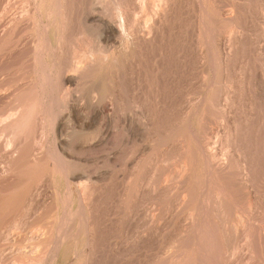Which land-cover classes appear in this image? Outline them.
Segmentation results:
<instances>
[{"label":"bare ground","instance_id":"6f19581e","mask_svg":"<svg viewBox=\"0 0 264 264\" xmlns=\"http://www.w3.org/2000/svg\"><path fill=\"white\" fill-rule=\"evenodd\" d=\"M185 1L186 0H17V2L21 5V7L18 6L19 10L20 8L22 9L20 10V12L22 11L25 13V8L28 7V14H32V17L34 15L33 18L35 19L34 26L36 29H34L36 30V41L34 39L35 44L32 51L34 67L33 69L31 67L35 75V82L33 81L35 87L32 89V92H30L29 98H25V100H16L17 102L14 108L8 109L4 112L1 111L0 138H3L4 140L3 151L5 152V154L0 155L5 160V166L3 165V168H7L6 173L18 176L19 180L16 178L18 180V183L19 181H21V178H24L22 186H24V189L26 187V192L22 191V193H26V195L31 199V202H34L33 199L37 198L35 199V204L32 202V207L36 206V203L39 200L38 197H40H34L36 192L40 190L38 189V187L41 188L42 186L39 185L44 184L42 188L44 189V180H48L53 187L52 189L54 194H51L57 198L56 202L58 206H52L53 210L54 207H56L57 210L61 209L62 216H60L58 212V215L47 217V220L53 219L55 217L53 224L51 223L52 225L48 224L47 221L46 224L34 225L33 223V225L30 227L31 229L29 231L28 237L25 238L23 242L21 241L19 245L11 247H2L0 245V256L8 254L20 255L24 257L30 256L36 258L44 256V259H42L43 261L49 259L50 257V260L52 258L53 263L58 257H60L61 255H65L72 259L71 264H100L102 259H110L111 261H113L109 264H119L128 262L130 259L132 261V258L134 257H139L144 259V261H142L144 262L143 264H165L167 256L169 255V253H171V251H178L180 249H183L182 242H186V244L188 242L189 245V242L194 239L196 244L194 246L198 248V246L201 244L200 239L203 236V232L205 231H203L202 226L203 220L202 222L199 221L200 223L198 224L197 217L201 207L204 208V205L207 201L205 199H207V195L209 194L205 193L206 195H202V193L206 192L207 190H205L204 192H198L196 190L197 184L195 185L193 181L194 179H192L194 176L193 173L195 161L191 157V151H189V148H185L186 150H182V153L185 154H183L184 157H186L183 159L181 158V163L179 164L180 166H178L179 168L181 167L180 169L181 171H183L179 172V178H177V176L175 177L179 179L177 180L178 182L176 181L177 184H179V182L181 184L182 194L180 193V196L177 195L176 192H174L176 196H173V188H175L176 186L171 187L169 185H166L167 182L164 183L163 178L165 174L162 171L163 169H165L164 164H166L167 162L166 156L168 155V153V160L170 158V148L167 146L169 141L173 140V133L175 132L174 131L170 134V132L167 131L170 129L172 130V127L169 128V125L173 120H167L168 122L166 123L165 119H169L170 117L168 118V116H171V113H176L177 116H179L174 123H179V128L181 127V129L183 128L185 129V131H187V127H191L190 125L192 124V120L194 118V116L192 117V115L196 114L197 117L198 108L199 111H201V105L206 104L208 106V109H206V111L208 112V114L213 115V117L211 116L213 120L212 122L210 121L206 131H203V138L198 139L200 140L198 143L196 142L198 144L196 147L201 151L202 154H204L205 159L209 162L208 165L210 164L211 166H209V168L212 172H214V168V170H216L217 168V170H219V168H222L224 166L223 162L220 163L222 158L221 156H223L222 160H226L227 162L228 160L229 162L231 161V164H229L228 162V164L230 165V170L228 171L231 172L232 177L235 179L236 183H238L237 186H239V189L241 191V197L238 201L229 199L230 202L232 201V204L235 205H233L234 210H232L233 214L235 215L233 221L228 215L229 211L227 212V206L230 204L227 200L228 197H226V194L228 193L223 190L224 188H220L221 191L216 190L215 187L217 186L214 185L215 187L212 190L216 191V193H214V191L212 190L210 191V193L213 192V197L209 195L212 198L209 201L208 197L209 204L208 206L206 204L207 209L204 208L206 210H209V212L207 211V214L211 216L212 223L210 224V226H208L210 231L207 230V232H210L209 235L212 238L213 244L212 242L210 243V239L208 240L209 242H203L208 244L210 243L211 246L214 245V248L216 250V253L215 251L214 253H219L223 258L222 260H224L225 264H235V259L233 256H235V254L239 255L241 252L244 253L246 251H249L250 259L253 258L262 264V260L264 259V238L262 236V238H258L255 235L256 232L250 228L252 224L248 226L250 222L247 220L248 213L249 217L252 215H250L251 210H254L256 208V211L259 209V207H262L263 204L261 202L264 200V193H260V191L258 190L259 188H257V192H255L256 194H254L255 199L252 198L250 194L251 188L249 189V178L251 177H249V172H251V170L249 171L250 162L248 161V155H245L246 150L242 152L239 149L236 151L239 154L236 157L234 155L235 151H232L233 145H231L234 140L230 143V140L232 138L235 137V139H237L236 137H238V135L242 132L241 130L243 127L242 122L238 120V118H236L239 122L237 123L235 116H232L230 113L232 111L228 110L230 108H234V95L236 94V89H234V86L237 87V85L233 84L235 81H228V83L226 84H221V82H218V76L222 71H224V66L227 61L223 62L224 58L222 59V56H220L221 58H219L218 46H214L216 51L212 54L210 53V48H212L213 46H210L209 50L208 48H206V44H208L209 46L210 42L208 41L210 39L212 40H210L212 42L210 43V45L217 44L216 29L219 27L220 31V26L221 28H223L222 32L230 37L232 36L234 31L238 32V35L242 32L241 29H243L245 25L240 28L241 25L238 24L240 25L238 26L236 24L238 22V6L234 2L230 1L231 4H224L225 6L220 2L222 5L220 6L218 4L219 0H194L196 2L195 5H197L195 9L198 8L197 11H199L200 16L196 23L197 27L195 26L197 33L194 35H196V39L194 38V43H191V45H189L191 47L186 49H191L190 51H192L191 53L192 55H194V59L191 58L192 55L190 58L193 59L192 77L193 81H195L196 83V86L194 88H189L183 94H180V99H178V102L174 105L172 104L168 106L166 99H161L162 95L160 97V94L162 93H160L161 90L159 84L165 82L164 79L166 78V73L168 72L166 70L167 72L165 73V61L163 62L164 58L167 56L166 53L168 52V50L166 49L167 52L165 53V46L161 44L165 43V37L169 34V31H167L168 28L166 29V27H168V23L172 20V14L177 9V6H180ZM14 2L15 0H8V6H11L12 8L14 6ZM25 4H27L28 6H25ZM261 4L263 5V10L261 9V17H258L259 19H257L259 20V24L263 29L264 0H262ZM188 20L189 18L186 22H189ZM218 24L221 25L217 26ZM222 32L220 31V33H218L223 35ZM233 37H231V43L232 41H234V44L237 45V43H239L240 41L237 42L239 40L237 39L238 37L232 40ZM248 44L249 43H247V45ZM179 45L180 47L176 50L175 55L177 56V58L183 59V65H186L185 61L189 57L186 56L187 51L185 50V45L183 42ZM157 50L159 51L157 52ZM150 52L153 54H151ZM149 53L150 55H148ZM155 54L156 56H154ZM151 55V58H154V61H150L152 59L148 60V56ZM224 55H226V58L228 57L227 54ZM159 59L160 62L158 61ZM227 60L229 62V57ZM228 62L227 65H229ZM167 65L169 66L168 63ZM174 67L175 66H173V68ZM189 74L191 75V73ZM252 77L253 76H251V79ZM159 78L161 82L158 84L159 81L157 80ZM176 78L177 77H175V79ZM193 81L192 83H194ZM241 82L242 81H240V84ZM238 83L239 82L237 81V84ZM178 84H175V86ZM243 86L244 85H242V87ZM163 87H161V89ZM232 93L235 94L231 95ZM203 94H205L204 100L202 99ZM243 96L241 95V97ZM246 101L248 102L249 100ZM203 108L205 107L203 106ZM203 111H205V109ZM201 112L199 113L201 114ZM238 112H240V110ZM155 114H157V116L159 114L158 119L161 115L160 118L162 120L159 119V121L157 120L158 122L162 121L161 123H163V121H165L166 124H162L163 126H161V123L160 125L157 122L155 124ZM247 117L245 118L246 122L247 119H249ZM240 119L242 120V118ZM137 120L140 121L141 125L143 126L141 127V130L143 132L142 134L139 131L140 129L137 127ZM232 126H234L235 128V130L233 128V133L231 129ZM163 128L168 129H165L163 131ZM221 129H223L222 134L220 132ZM236 141L237 140H235L234 142L236 143ZM243 141L246 142V140L244 139L241 142ZM249 146L251 145L249 144ZM219 147L221 148L220 154L217 150ZM24 149H27V151H25V154H23L22 152ZM38 149L42 153L41 161L44 162L46 167V170H43L42 172L40 171L43 168H41L40 171H38L40 167L37 169V167L39 166L37 160L38 157L31 160L32 155H34L35 152L37 153L36 150ZM232 152L234 154H232ZM96 153H100V157H93ZM138 153L141 154L140 158L139 156H137ZM197 154L201 156L200 153ZM97 155L98 154H96L95 156ZM120 161L121 163H123V165L121 164V168L118 166V169L117 164ZM100 162L102 165H100ZM142 162H144L143 165H141ZM2 164L3 163H1V165ZM228 164L227 167L225 166V168L227 169ZM179 168H177L178 171L180 170ZM168 169L170 173L171 168L168 167ZM119 170L122 172L125 170L129 171V178L126 179L124 183L125 185H122L123 182L119 183L124 187L122 188V190L119 189V193L117 192V203H112L110 205H108L107 203L106 209L103 210L101 205L103 200H99L98 197L101 198V194L104 195L103 192H105L106 189L108 190L107 187L112 184V179L115 175L117 176V172ZM4 171H1L3 172V175ZM175 171L173 172V174L175 173ZM156 172H159L161 174L158 175ZM169 173L167 171L166 174ZM155 174L157 175V178ZM215 177L217 178L216 175ZM117 178L118 176L116 177V179ZM58 182L63 184L64 190L62 191V193L57 189ZM7 187H9V185H7ZM46 187L49 188L48 186ZM176 188H180V186H177ZM254 188L255 186L252 189ZM261 190L263 191V189ZM0 191L1 193L4 192L1 189ZM45 191L47 192V190ZM16 193L18 194V192ZM44 194L46 195V193ZM75 196L78 198L77 205L74 201ZM203 196H205V199ZM105 197L109 198V196L107 195ZM171 197H173L172 199H176L175 201H177V199L179 201H177V204H179L178 207L175 206L177 211L173 210L171 208V204L168 203L171 200ZM2 198L3 197H1L0 200ZM45 198L44 200H46ZM117 198L115 197V199ZM229 198L231 197L229 196ZM25 200L28 199L26 198ZM53 200L54 197L51 201ZM99 201L101 202V204ZM10 202V198L6 196L3 198L0 206L8 207ZM108 202L110 203V201ZM25 203L26 202H24V204ZM42 203L40 202V204ZM174 205L172 207H174ZM19 207H21L22 210L23 206ZM46 208L47 207L41 210L43 212L47 211ZM262 209H264V207ZM26 210L30 212V210L33 209ZM41 210H39V213L36 209L35 213H38V215L42 217L46 214V212L42 214ZM171 210H173V214L175 211L176 215H178L177 218L174 219L175 222L173 220V224H177V221L181 219V221L178 222H180L182 225H180V223L177 224L181 226H179V231L177 230L178 234L175 231L176 237L174 236V240L172 239L170 242H168L166 234L169 231V227L171 228L169 224L172 222V218L170 219V216L172 217V215L170 214ZM49 211H52V208ZM201 211L204 210L202 209ZM8 212H6V214ZM252 212L253 214L255 213L254 211ZM51 213H47L45 216ZM202 214L201 217L203 219V216L205 217V215L202 216ZM233 214L232 216H234ZM12 216L10 218V221L13 218ZM15 216L16 217L13 219V221L10 222L8 220V222L10 223L5 226L7 228L2 233L3 241L9 240V243H11L10 239L13 237V234L15 236V233L20 234L21 232H24L23 228L27 223L25 222L27 216H23L24 221H22L23 217H21V214L19 212L17 213V215L15 213ZM258 216L260 217V215ZM259 222L263 224V222L258 221V223ZM262 224L261 226H263ZM23 238L24 236L21 239ZM205 238L206 237L204 236V239ZM165 239H167L166 242ZM154 240H157V242L160 240V243H158L159 246L157 247L156 245V249L151 248V242H154ZM229 241L230 244L227 245ZM3 244L8 243L4 242ZM191 244L193 243H190V245ZM255 245H258L256 246L257 248L259 247L258 250L256 249V247H254ZM209 246L207 247V249H209ZM188 248H190V246H188ZM211 251L208 254L212 253ZM183 252L184 250H182V253ZM205 252L207 253V251ZM189 254L192 255L193 253ZM173 255L174 254L172 253V257ZM182 255H184V253ZM203 255L205 256V253ZM185 256H187L186 253ZM193 257L194 259H196L195 256ZM210 258L211 257H209V259ZM209 259L207 262H210ZM219 259V262L217 261L216 264L220 263ZM243 259L241 257V260ZM25 260L27 261V258ZM185 260L181 264H185ZM173 261H175L174 258L172 262ZM45 262L46 264L48 263L47 260ZM129 262L127 264H129ZM33 263H35V261ZM38 264H41V262H38Z\"/></svg>","mask_w":264,"mask_h":264},{"label":"rangeland","instance_id":"374dc122","mask_svg":"<svg viewBox=\"0 0 264 264\" xmlns=\"http://www.w3.org/2000/svg\"><path fill=\"white\" fill-rule=\"evenodd\" d=\"M190 1H191V3H190ZM230 1H232V2H234L237 6H238V11H237V14H238V19H237V25L238 24H240L241 25V27L240 28H242L244 25V27H243V29H241L242 30V32L241 33H239V35H238V32H236V31H234V33H235V35H234V33L232 34V36L231 37H233L232 38V40H234L235 38H237V39H239L237 42H239V43H237V45L236 44H234V41H232V43H231V37L230 36H227L226 34H224V32H222L223 31V28H221V24H218L217 26H220V31L223 33V35L222 34H219L220 33V31H219V27L217 28V26H216V38H217V40H216V42H217V44L215 45V44H213V45H210V43H212L210 40L208 41V42H210L209 43V46H208V44H206L207 46H206V48H208V50H209V48H210V46L212 47V48H210V53L212 54V53H214L216 50H215V47L216 46H218V48H219V50H218V48H217V50H218V52H219V58H221L220 56H222V59L224 60L223 62H228V57H229V62H228V64L229 65H227V62L225 63V66H224V71H222L220 74H219V76H218V82H221V84H226V83H228V81H235L233 84L234 85H237V87L236 86H234V89H236L235 91V93H232L231 95H234L233 97H234V101L236 102H234V108L233 109H228V110H230V111H232V112H230L231 113V115L232 116H235V119L236 118H238V120H240L241 122H242V132L238 135V137H236L237 139H235V137L234 138H232L231 140H230V143L234 140H237L236 141V143L234 144L233 142L231 143V145H233V147H232V151L234 152L235 151V154L232 152V154H234L236 157L239 155L238 154V152H236L237 150H239L240 149V151H245V155L248 157V161L250 162L249 163V171L251 170V172H249L250 174H249V180H250V187H249V189L251 188V190H250V194H251V196H252V198L253 199H255L254 197H255V195L254 194H256L255 192H257V188H259L258 190L260 191V193H264V28L262 29V27L260 26V24H259V18L261 17V13L260 12H262L261 11V9L263 10V5L261 4V2H262V0H236V1H234V0H226V1H221V0H219V5L220 6H222V5H224V4H231V2ZM238 1V2H237ZM7 2V3H6ZM15 2H17V0H15ZM13 3V7L11 8V6H8V0L6 1V0H0V113H1V111L2 112H4V111H7L8 109H12V108H14V106H15V104H16V100H25V98H29V94H30V92H32V89L35 87L34 86V82H35V75H34V71H32V69H33V65H34V61H33V56H32V51H33V47H34V44H35V42H34V39H35V41H36V38H35V35H36V28H35V26H34V15H33V17H32V14H28V10L27 9H29L28 7L27 8H25V10L27 11V13H26V11H25V13L24 12H20V10H22L21 8H20V10H19V7H21V5L17 2V3ZM188 2V3H187ZM193 2V3H192ZM223 3L222 5H221V3ZM229 2V3H228ZM186 3V4H185ZM189 3H190V5H189ZM195 1L193 0H186L183 4H181L180 6H177V9L175 10V14L173 13L172 14V20L168 23V27H166V29H167V31H169V34H171V35H169L168 34V32H167V34H168V36L166 35V37H165V43H163V44H161V45H164L165 47V50L167 49L168 50V52H167V50L165 51V53L167 54V56L164 58V60H163V62L165 63V66L166 67H164V69H165V73H166V78L164 79V81L165 82H162V83H160L161 81H160V78L157 80V81H159L158 82V84L160 85V93H162V94H160V97H161V95H162V97H161V99L162 98H164V99H166V101H167V104H168V106L169 105H174L175 103H177L178 102V99H180V94H183L185 91H187L189 88H194L195 86H196V83H195V81H193V77H192V60L194 59V55H192V51H190L191 49H186V48H190L191 46H189V45H191V43L193 44L194 42V40L196 39V35H194V34H196L197 33V31H196V23H197V20H198V18H199V16H200V13H199V11H197L198 10V8L197 9H195V7H197V5H195ZM254 3V4H253ZM16 4V5H15ZM18 4V5H17ZM240 4V5H239ZM255 4H257V5H255ZM188 5V6H187ZM9 7V9H8V7ZM19 6V7H18ZM25 6H28L27 4H25ZM183 6V7H182ZM191 6V7H190ZM225 6V5H224ZM248 6V7H247ZM254 6V7H253ZM182 7V8H181ZM188 7V8H187ZM258 7H259V9H258ZM184 8H186V9H184ZM245 8V9H244ZM255 8H256V11H255ZM188 9H190V10H188ZM249 9V10H248ZM6 10V11H5ZM16 10V11H15ZM182 10V11H181ZM254 10V11H253ZM259 10V11H258ZM5 11V12H4ZM177 11V12H176ZM188 11V12H187ZM246 11H247V13H246ZM183 12V13H182ZM185 12V13H184ZM197 12V13H196ZM257 12V13H256ZM259 12V13H258ZM179 13V14H178ZM193 15H192V14ZM26 14H28V15H26ZM183 14V15H182ZM243 14V15H242ZM173 15H176V16H173ZM181 15V16H180ZM185 15V16H184ZM194 15H195V17H196V19H195V17H194ZM257 15V16H256ZM39 17V16H38ZM179 17V18H178ZM259 17V18H258ZM185 18V19H184ZM189 18V22H186L187 21V19ZM193 18V19H192ZM246 18V19H245ZM252 19V21H251V19ZM258 18V19H257ZM16 19V20H15ZM33 19V20H32ZM174 19H176V20H174ZM6 20V21H5ZM174 20V21H173ZM241 20V21H240ZM256 20H258V21H256ZM185 21V22H184ZM245 21V22H244ZM175 22V23H174ZM252 22V23H251ZM254 22V23H253ZM251 23V24H250ZM258 23V24H257ZM193 24V25H192ZM253 24V25H252ZM171 25V26H170ZM174 25V26H173ZM185 25V26H184ZM240 25H238V26H240ZM255 25V26H254ZM196 26V27H195ZM177 27H179V28H177ZM246 27H247V29H246ZM35 28V29H34ZM170 28V29H169ZM183 28V29H182ZM13 29H15V30H13ZM26 29V30H25ZM30 29V30H29ZM253 29V30H252ZM255 29H257V30H255ZM262 29V30H261ZM180 30V31H179ZM183 30H184V32H183ZM185 30H186V33H185ZM194 30V31H193ZM261 30V31H260ZM32 31V32H31ZM182 31V32H181ZM260 31V32H259ZM171 32V33H170ZM173 32V33H172ZM192 32V33H191ZM194 32V33H193ZM219 32V33H218ZM259 32V33H258ZM18 33V34H17ZM237 33V34H236ZM217 34H218V37H217ZM243 36H241V35ZM29 35V36H28ZM226 35V36H225ZM187 38H186V37ZM220 36V37H219ZM223 37V39H222V37ZM18 37V38H17ZM190 37V38H189ZM226 37H229V38H226ZM240 37V38H239ZM242 37V38H241ZM192 38V39H191ZM195 38V39H194ZM221 38V39H220ZM244 38V39H243ZM185 39V40H184ZM219 39V40H218ZM230 39V40H229ZM255 39H257V40H255ZM167 40V41H166ZM178 40V41H177ZM226 40H227V42H226ZM228 40H229V42H228ZM225 41V42H224ZM184 43V47H185V50L187 51L186 52V56H188L189 58L186 60V58H185V62H186V65H183L184 63L182 62L183 61V59H181V58H177V56L175 55V52H176V50L180 47V43ZM186 42V43H185ZM207 42V43H208ZM242 42V43H241ZM244 42V43H243ZM256 42H258V43H256ZM12 43V44H11ZM189 43V44H188ZM247 43H249L248 45H247ZM254 43V44H253ZM222 44V45H221ZM228 44V45H227ZM231 45V47H230V45ZM263 44V45H262ZM160 45V46H161ZM170 45V46H169ZM215 46V47H214ZM236 46V47H235ZM168 47V48H167ZM221 47V48H220ZM244 47V48H243ZM246 47H247V49H246ZM261 47V48H260ZM231 48V49H230ZM255 48V49H254ZM257 48V49H256ZM213 49H214V51H213ZM221 49H222V51H221ZM171 50V51H170ZM206 50V49H205ZM225 50V51H224ZM238 50V51H237ZM244 50V51H243ZM258 50V51H257ZM25 51V52H24ZM159 50H157V52H158ZM170 51V52H169ZM173 51V52H172ZM231 51V52H230ZM242 51V52H241ZM246 51V52H245ZM31 54H30V53ZM157 52H154V53H157ZM190 52V53H189ZM237 52V53H236ZM254 52V53H253ZM151 53V52H150ZM150 53L148 54V55H150ZM165 53H164V55H165ZM173 53V54H172ZM222 53V54H221ZM231 53V54H230ZM242 53V54H241ZM259 53V54H258ZM151 54H153V53H151ZM172 54V55H171ZM188 54V55H187ZM216 54H217V52H216ZM224 54H227L228 55V57L226 58V55H224ZM191 55H192V57H191ZM230 55V56H229ZM233 55V56H232ZM258 55V56H257ZM154 56H156V54L154 55ZM153 56V57H154ZM157 56H158V54H157ZM224 56V57H223ZM241 56V57H240ZM249 56H251V57H249ZM149 57V59L148 60H150V59H152V60H150V61H154L153 59L154 58H151L152 57V55L151 56H148ZM173 58V60H172V58ZM193 58V59H191V58ZM240 57V58H239ZM247 57V58H246ZM31 58H32V60H31ZM168 58H171V59H168ZM234 58V59H233ZM246 58V59H245ZM255 58V59H254ZM166 59V60H165ZM239 61H238V60ZM171 60V61H170ZM236 60V61H235ZM159 62H160V59L158 60ZM171 63H170V62ZM175 61V62H174ZM233 61V62H232ZM253 61V62H252ZM32 62H33V64H32ZM162 62V61H161ZM172 62H174V63H172ZM167 63L169 64V66L167 65ZM254 63V64H253ZM262 63V64H261ZM32 66H31V65ZM172 66H171V65ZM236 64V65H235ZM231 65H233V66H231ZM168 66V67H167ZM173 66H175L174 68H173ZM230 66V67H229ZM236 68H235V67ZM252 66V67H251ZM28 69H27V68ZM31 67H32V69H31ZM172 69H170V68ZM177 67H179V68H177ZM229 67V68H228ZM249 67V68H248ZM251 67V68H250ZM259 69H258V68ZM168 68V69H167ZM227 70H226V69ZM234 68V69H233ZM243 68V69H242ZM245 68V69H244ZM255 68V69H254ZM178 69V70H177ZM181 70V72H180V70ZM189 69V70H188ZM250 69V70H249ZM167 70V71H166ZM170 70V71H169ZM175 70H177V71H175ZM242 70V71H241ZM239 71V72H238ZM252 71V72H251ZM177 72V73H176ZM179 72V73H178ZM243 72V73H242ZM248 72V73H247ZM29 73V74H28ZM189 73H191V75L189 74ZM238 73H240V74H238ZM170 74V75H169ZM178 74V75H177ZM230 74V75H229ZM181 77H180V76ZM193 75H195V74H193ZM236 75V76H235ZM168 76V77H167ZM191 76V77H190ZM241 76H242V78H241ZM251 76H253L252 77V79H251ZM175 77H177L176 79H175ZM228 77V78H227ZM17 78V79H16ZM31 78V79H30ZM172 78V79H171ZM182 78V79H181ZM237 78V79H236ZM28 79V80H27ZM30 79V80H29ZM181 79V80H180ZM191 79H192V81L194 82V83H192V81H191ZM242 79V80H241ZM16 80V81H15ZM17 80H18V82H17ZM163 80V79H162ZM174 80V81H173ZM250 80V81H249ZM255 80V81H254ZM34 81V82H33ZM172 81V82H171ZM237 81L239 82L238 84H237ZM240 81H242V82H244V83H246V84H244V83H242L241 82V84H240ZM253 81V82H252ZM257 81V82H256ZM13 82V83H12ZM166 82H168V83H166ZM175 82V83H174ZM180 82V83H179ZM191 82V83H190ZM200 82V81H199ZM248 82V83H247ZM256 82V83H255ZM259 82V83H258ZM164 83H166V84H164ZM179 83V84H178ZM168 84V85H167ZM175 84H178V85H176L175 86ZM188 84V85H187ZM190 84H192V85H190ZM195 84V85H194ZM240 84V85H239ZM250 84V85H249ZM253 84V85H252ZM165 85V86H167V87H163V86ZM184 85V86H183ZM194 85V86H193ZM239 85V86H238ZM242 85H244L243 87H242ZM246 85V86H245ZM247 85H248V87H247ZM257 85V86H256ZM262 85H263V87H262ZM4 86V87H3ZM187 86V87H186ZM192 86V87H191ZM242 88H241V87ZM254 86V87H253ZM255 86H256V88H255ZM259 86V87H258ZM28 87V88H27ZM161 87H163L162 89L164 90H162L161 89ZM177 87V88H176ZM183 89H182V88ZM184 87H186V88H184ZM262 87V88H261ZM239 88V89H238ZM244 89V90H243ZM248 89V90H247ZM180 90V91H179ZM238 90V91H237ZM257 92H256V91ZM16 91V92H15ZM174 91V92H173ZM244 91V92H243ZM246 91V92H245ZM15 92V93H14ZM166 92V93H165ZM179 92H181V93H179ZM2 93V94H1ZM26 93V94H25ZM175 93H176V95H175ZM244 93V94H243ZM261 93H263V94H261ZM260 94V95H259ZM163 95H164V97H163ZM241 95L243 96V97H241ZM252 95V96H251ZM6 96V97H5ZM237 96V97H236ZM239 96V97H238ZM252 97V98H251ZM204 98H205V94H203V100H204ZM246 98V99H245ZM13 99V100H12ZM170 99V100H169ZM182 99V98H181ZM241 99H244V100H241ZM252 99V100H251ZM5 100V101H4ZM240 100V101H239ZM246 100H249L248 102L246 101ZM238 101H239V103H238ZM253 101H254V103H253ZM242 104H241V103ZM244 102V103H243ZM246 102V103H245ZM252 103V104H251ZM237 104V105H236ZM238 104H241V105H238ZM248 104V105H247ZM206 105V104H205ZM204 104L203 105H201V108H200V110L201 111H203L204 109H205V111H203V112H201V111H199V108H198V116L196 117V114H193L192 115V117L194 116V118H193V120H192V124L190 125L191 127H193V128H191V127H187V131H185V129H181V127L179 128V126H180V124L179 123H174V122H176L175 120L178 118V116H177V114L176 113H171V116H168V118L169 119H165L166 120V123L168 122L167 120H169L170 121V119L171 120H173V121H171V124L169 125V128L170 127H172V130L170 129V130H167L168 128H165L168 132H170V134L171 133H173L174 131V133H173V140H171V141H169V143H168V146L167 147H169L170 148V158H169V160H168V155H169V153H168V155L166 156V158H167V162H166V164H164V167H165V169H163V173L165 174V176H164V178H166V179H164L163 178V180H164V183H166L167 182V184L166 185H169V186H171V187H179L180 186V188H173V193L174 192H176V194L177 195H179L180 193L182 194V191H181V184H180V182H179V184H177V180H179V179H177V178H179L180 177V174H179V172H182L181 171V167L179 168V164L181 163L180 161H181V158L183 159V158H185L184 157V153H182L183 151L182 150H186V149H188L189 148V151H191L190 152V154H191V157L193 158V160L195 161L194 162V173H193V178L192 179H194L193 181H194V183H195V185H196V190L198 191V192H200V191H205V190H207L206 192H204V193H202V195H204L205 193H207V194H209L210 196H212L213 197V192L212 193H210V191L215 187V186H217V187H215V189L216 190H218V191H221V189L220 188H224L223 190L224 191H226V193H228V194H226V197H228L227 198V200L229 201V203L231 204H229L227 207H225V208H227L228 210H227V212L229 211V217H231L230 219H232L233 221H234V218H235V215L233 214V211L232 210H234L233 208H234V204H232L233 202L231 201L230 202V200L232 199H234V200H236V201H238L239 199H240V197H241V191H240V189H239V186H237L238 185V183H236V181H235V179L232 177V174H231V172L230 171H228V170H230L229 169V164H231L230 162H229V160H228V162H229V164H228V162L226 161V160H222L223 159V156H221L220 158H221V161H220V163L221 162H223L224 163V166L222 167V168H219V170H214L213 169V171L214 172H212L211 170H210V168H209V166H210V164L208 165V161L205 159V157H204V154H202L201 153V151L200 150H198V148L196 147L198 144V142L200 141V140H198V139H202L203 138V136H202V133H204L203 131H206V129H207V127L209 126V123H210V121L212 122V118H211V116L213 117V115L211 114H208V112L206 111V109H208V106L206 105L205 106ZM246 107H245V106ZM7 106H10V107H7ZM203 106L205 107V108H203ZM244 106V107H243ZM255 108H254V107ZM258 106V107H257ZM200 107V106H199ZM240 107V108H239ZM248 107V108H247ZM262 107V108H261ZM245 108V109H244ZM250 108V109H249ZM4 109V110H3ZM238 109V110H237ZM244 109V110H243ZM263 109V110H262ZM227 110V111H228ZM236 110H237V112H236ZM240 110V112H238ZM255 110V111H254ZM195 111V110H194ZM193 111V112H194ZM247 111V112H246ZM199 112H201V114L199 113ZM241 112H242V114H241ZM251 112V113H250ZM196 113V112H195ZM233 113V114H232ZM240 113V114H239ZM236 114H237V116H236ZM245 114H246V117H247V114H248V117L247 118H249V119H247V122H246V120H245ZM249 114H250V116H249ZM157 116V114H155V124H156V122L160 125V123L162 122L161 120V115H160V117H159V119H161L160 121L161 122H158L159 121V119H158V116H159V114H158V116ZM239 116H240V118H242V120L239 118ZM167 118V117H166ZM175 118V119H174ZM210 118V119H209ZM254 118V119H253ZM158 120V121H157ZM238 120L236 119V122L237 123H239L238 122ZM138 121V120H137ZM139 122V123H138ZM137 122V127L140 129L139 131H140V133L142 134L143 132H142V128L141 127H143L142 125H141V123H140V121H138ZM200 122H201V124H200ZM247 124H246V123ZM165 123V121H163V123H161V126H163L162 124H166ZM208 123V124H207ZM256 123V124H255ZM140 124V125H139ZM157 124V125H158ZM173 124V125H172ZM206 124H207V126H206ZM249 124V125H248ZM259 124H261V125H259ZM172 125V126H171ZM175 125V126H174ZM178 125V126H177ZM204 125V126H203ZM248 125V126H247ZM201 126V127H200ZM206 126V127H205ZM246 126V127H245ZM245 127V128H244ZM175 128V129H174ZM203 128V129H202ZM233 128H234V126H232L231 127V129H232V133H233V131L235 130V128H234V130H233ZM250 128V129H249ZM259 128V129H258ZM164 128H163V131L165 130ZM178 129V130H177ZM180 129V130H179ZM192 129V130H191ZM245 129V130H244ZM176 130H177V132H176ZM184 130V131H183ZM223 131V129H221L220 130V132H221V134L223 133L222 132ZM166 132V131H165ZM180 132V133H179ZM187 133V134H186ZM243 133V134H242ZM174 134H175V136H174ZM186 134V135H185ZM181 135V136H180ZM185 135V136H184ZM198 135V136H197ZM204 135V134H203ZM244 135H246V136H244ZM240 136V137H239ZM180 137H182V138H180ZM201 137V138H200ZM242 137V138H241ZM247 139H246V138ZM238 138H240V139H238ZM248 138H249V140H248ZM196 139V140H195ZM246 140V142L248 143H246V142H241L242 140ZM184 140V141H183ZM240 140V141H239ZM248 140V141H247ZM3 138H0V154L2 155V154H5V152L3 151V148H4V146H3ZM176 141V142H175ZM183 143H182V142ZM187 141V142H186ZM190 141V142H189ZM258 141V142H257ZM197 142V143H196ZM240 142V143H239ZM238 143H239V145H238ZM173 144V145H172ZM188 144V145H187ZM192 144V145H191ZM249 144L251 145V146H249ZM254 144V145H253ZM2 145V146H1ZM176 145V146H175ZM235 145H237V146H235ZM258 145V146H257ZM173 146V147H172ZM243 146V147H242ZM244 146H245V148H244ZM235 147H236V149H235ZM241 147V148H240ZM250 147V148H249ZM253 147V148H252ZM180 148V149H179ZM186 148V149H185ZM255 148V149H254ZM259 148V149H258ZM171 149H172V152H171ZM175 149V150H174ZM220 147L217 149L218 150V152H219V154H220ZM243 149V150H242ZM250 149V150H249ZM258 149V150H257ZM178 150V151H177ZM180 150V151H179ZM25 151H27V149H24L22 152H23V154H25L26 152ZM37 151V153L35 152V154L34 155H32V158H31V160H33V159H35V158H37V160H38V163H39V166L37 167V169L39 168V170L38 171H40V169L41 168H43V169H41V171L40 172H42L43 170L45 171L46 170V167H45V164H44V162L43 161H41L42 159V153L40 152V150L38 149V150H36ZM174 151V152H173ZM200 151V152H199ZM262 151V152H261ZM1 152H3V153H1ZM40 152V153H39ZM257 152V153H256ZM175 153V154H174ZM178 153V154H177ZM181 153H182V155H181ZM194 153V154H193ZM197 153H200L201 154V156H202V158H201V156L199 155V154H197ZM261 153V154H260ZM96 154H98L97 156H95ZM96 154H94V156L93 157H95V158H97V157H100V153H96ZM174 156H173V155ZM184 154V155H183ZM243 154V153H242ZM251 154V155H250ZM260 154V155H259ZM0 155V165H1V163H3L1 166H0V189L2 190V191H4V192H2L1 193V191H0V198L1 197H6V196H8L9 198H10V204L8 205V207H3V206H0V245L3 247V246H7V247H11V246H16V245H19V243H21V241L23 242L24 241V239L25 238H27L28 237V234H29V231H30V227L33 225V223H34V225H37V224H46V221H47V223L48 224H50V225H52L53 224V222H54V219H55V217L53 218V219H50V220H47V217H49V216H52V215H58V212H59V214H60V216H62V210L61 209H58L57 210V206H58V204H57V198L54 196V195H52V194H54V192H53V187L51 186V184H50V182L48 181V180H44V182H45V186H44V189L45 190H47V192L44 190V189H42L43 188V185L44 184H40L39 186H41V188L40 187H38V189H40V190H38L37 192H36V196L34 195V197H38V196H40V197H38V204L36 203V206L35 207H32L33 206V204H32V202H31V199L26 195V193H22V191H25L26 192V187H25V189H24V186H22L23 185V183L22 182H24V178H21L20 180L21 181H19V183L17 182L18 180H19V178H18V176H15L14 174H9V173H6V167L5 168H3L4 166H5V160H4V158L2 157ZM171 155H172V157H171ZM176 155V156H175ZM254 155V156H253ZM137 156H139V158H140V156H141V154H139L138 153V155ZM181 156V157H180ZM183 156V157H182ZM195 156V157H194ZM197 157V158H196ZM254 157V158H253ZM3 158V159H2ZM172 158V159H171ZM179 158V159H178ZM251 158V159H250ZM258 158V159H257ZM262 158V159H261ZM178 161V163H177V161ZM4 160V161H3ZM171 163H170V162ZM175 161V162H174ZM224 161H226V162H224ZM169 162V163H168ZM173 162V163H172ZM197 162V163H196ZM207 162V163H206ZM256 162V163H255ZM260 162V163H259ZM169 164V166H168V164ZM225 163H226V165H225ZM44 164V165H43ZM123 165V163H121V161L120 162H118V164H117V168L119 169V167L121 168L122 167V165ZM144 164V162H142V164L141 165H143ZM173 164V165H172ZM197 164V165H196ZM227 164H228V169L227 168H225V166L227 167ZM255 164V165H254ZM260 164V165H259ZM4 165V166H3ZM100 165H102L101 164V162H100ZM166 165H167V168H166ZM172 165V166H171ZM174 165H175V167H174ZM179 165V166H178ZM198 166V167H196V166ZM43 166V167H42ZM119 166V167H118ZM206 166V167H205ZM168 167L169 168H171L170 169V173H169V169H168ZM172 167H174V168H172ZM205 167V168H204ZM211 167V166H210ZM253 167V168H252ZM35 168V167H34ZM177 168H179L180 170L178 171V169ZM252 168V169H251ZM3 169V170H2ZM205 169V170H204ZM221 169V170H220ZM223 169V170H222ZM259 169V170H258ZM5 170V171H4ZM168 171V173L169 174H166L167 173V171ZM175 171V173L173 174V172ZM225 170H226V172H225ZM1 171H4V175L2 174L3 172H1ZM160 171H161V169H160ZM166 173H165V172ZM218 171V172H217ZM220 171V172H219ZM120 172V173H119ZM172 172V173H171ZM197 172V173H196ZM223 172H224V174H223ZM230 172V173H229ZM5 173H6V175H5ZM127 173V174H126ZM157 173V172H156ZM162 173V174H163ZM204 173V174H203ZM216 173V174H215ZM221 173V174H220ZM257 173V174H256ZM260 173V174H259ZM120 174H122V175H119ZM129 171H118L117 172V176H118V178L116 179V175L113 177V182H112V184L110 185V186H108L107 188H108V190L106 189L105 190V192H103L104 193V195L103 194H101L102 196H104V197H102L101 196V198L100 197H98V199L99 200H103L102 201V204H101V202H100V204L102 205V209L104 210V209H106V206H107V203H108V205H110V204H114V203H117V201H118V196H117V192L119 193V191L120 190H122V188L124 187V186H122V185H125L124 183H125V181H126V179L127 178H129ZM144 174V173H143ZM152 174V173H151ZM158 175H160L161 173H157ZM170 174H171V176H170ZM179 174V175H178ZM198 174V175H197ZM212 174V175H211ZM219 174V175H218ZM231 175V178H230V175ZM256 174V175H255ZM12 177H11V176ZM145 175V174H144ZM156 175V174H155ZM175 175V176H174ZM215 175L217 176V178L215 177ZM226 175V176H225ZM166 176H168V177H166ZM177 176V178H175ZM179 176V177H178ZM200 178H199V177ZM202 176V177H201ZM259 176V177H258ZM5 177V178H4ZM9 179H7V178ZM14 177V178H13ZM194 177H196V178H194ZM209 177V178H208ZM214 179H213V178ZM2 178V179H1ZM18 180H17V179ZM156 178H157V175H156ZM172 178V179H171ZM198 178V179H197ZM230 178V179H229ZM253 178V179H252ZM9 181H7V180ZM16 179V180H15ZM120 179H122V180H120ZM123 179H125V180H123ZM168 179V180H167ZM171 179V180H170ZM175 179V180H174ZM255 179V180H254ZM4 180V181H3ZM6 180V181H5ZM117 180V181H116ZM217 180H219V181H217ZM252 180V181H251ZM169 181V182H168ZM177 181V182H176ZM196 181V182H195ZM263 181V182H262ZM5 184H4V183ZM17 185H15L14 183ZM114 182H115V184H114ZM121 182H123L122 183V185L121 184H119V183H121ZM175 182H176V185H175ZM213 182V183H212ZM224 182V183H223ZM3 183V184H2ZM48 185H47V184ZM169 183V184H168ZM219 183V184H218ZM14 184V185H13ZM50 184V185H49ZM118 184V185H117ZM200 184V185H199ZM253 184H254V186H255V191H254V189H252L254 186H253ZM260 184V185H259ZM7 185H9V187H7ZM120 185V186H119ZM212 185V186H211ZM215 185V186H214ZM230 185V186H229ZM232 185H233V187H232ZM263 185V186H262ZM3 186V187H2ZM7 188H6V187ZM10 186H12V187H10ZM22 186V187H21ZM46 186H48L49 188H47ZM111 186H113V187H111ZM211 186V187H210ZM229 188H228V187ZM235 186V187H234ZM251 186H253V187H251ZM256 186H258V187H256ZM46 187V188H45ZM121 187V188H120ZM199 187H200V189H199ZM116 188V189H115ZM144 188V187H143ZM207 188V189H206ZM220 190H219V189ZM6 191H5V190ZM11 189V190H10ZM51 189H52V191H51ZM57 189H58V191L59 192H61L62 193V191L64 190V187H63V184L62 183H57ZM113 189V190H112ZM120 189V190H119ZM203 189V190H202ZM237 189H239V190H237ZM261 189H263V191L261 190ZM20 190V191H19ZM45 192H44V191ZM117 190V191H116ZM175 190V191H174ZM180 190V191H179ZM230 190V191H229ZM109 191V192H108ZM178 191V192H177ZM212 191H214V190H212ZM230 192V194H229V192ZM238 191V192H237ZM6 192V193H5ZM8 192V193H7ZM16 192H18V194L16 193ZM21 192V193H20ZM50 193V195H49V193ZM17 195H16V194ZM42 193V194H41ZM44 193H46V195L44 194ZM52 193V194H51ZM110 195H109V194ZM214 193H216V191H214ZM41 194V195H40ZM180 194V195H181ZM212 194V195H211ZM253 194V195H252ZM1 195H3V196H1ZM13 195H15V196H13ZM26 195V196H25ZM45 195V196H44ZM109 196V198H107V197H105V196ZM179 195V196H180ZM206 195V194H205ZM209 195H207L208 197H209V201H210V199L212 198V197H210ZM215 195V194H214ZM232 195V196H231ZM238 195V196H237ZM23 196H25V197H23ZM112 196V197H111ZM113 196H114V198H113ZM173 196H176L175 195V193H174V195ZM229 196L231 197V198H229ZM17 197V198H16ZM33 197V198H34ZM42 197V198H41ZM46 197V198H45ZM53 197H54V200L53 201H51L52 199H53ZM115 197L117 198V199H115ZM204 197V199H205V196H203ZM208 197H207V199H205V200H207L206 201V204H207V206H208V204H209V201H208ZM233 197V198H232ZM3 198L0 200V205H1V203H2V200H3ZM28 199V200H25V199ZM41 198V199H40ZM44 198L46 199V200H44ZM52 198V199H51ZM103 198V199H102ZM106 198V199H105ZM173 197H171V200L168 202L169 204H171V208L173 209V210H176V207H178V205L179 204H177L179 201H178V199H177V201H175L176 199H172ZM175 198V197H174ZM14 199V200H13ZM35 199H37V198H35ZM35 199H33L34 200V204H35V202H36V200ZM105 199V200H104ZM230 199V200H229ZM18 200V201H17ZM41 200V201H40ZM48 200V201H47ZM106 200H108V201H110V203L108 202V201H106ZM175 202H174V201ZM28 201H29V203H28ZM44 201V202H43ZM51 201V202H50ZM74 201H75V203H76V205H77V203H78V198L75 196L74 197ZM172 201V202H171ZM181 201V200H180ZM264 201V200H263ZM263 201L261 202L262 204V207H259V211L258 210H256L255 211V209L254 210H251L250 211V215L252 216V218H251V216L249 217V213H248V220L247 221H249L248 223V226L250 225V224H252V226L250 227L251 229H253L256 233H255V235L259 238H264V209H262L263 207H264V203H263ZM22 202V203H21ZM24 202H26L25 204L26 205H28V206H26L25 204H24ZM40 202L42 203V204H40ZM46 203V204H45ZM47 203H48V206H49V208H48V206H47ZM51 203V204H50ZM176 204V205H174V204ZM20 204V205H19ZM22 204V205H21ZM32 204V205H31ZM45 206H44V205ZM55 204V205H54ZM57 204V205H56ZM104 204V205H103ZM205 204V203H204ZM206 204L204 205V208H206L207 209V206H206ZM13 205V206H12ZM31 205V206H30ZM40 205V206H39ZM42 205V206H41ZM174 205V207H172ZM234 205V206H233ZM16 206V207H15ZM19 206H23V208H22V210H21V207H19ZM39 206V207H38ZM52 206H56V207H54V210H53V207ZM105 208H104V207ZM12 207V208H11ZM26 207V208H25ZM28 207H31V208H28ZM37 207V208H36ZM45 207H47L46 209H47V211H49L51 208H52V211H49V212H47V211H42L41 209H43V208H45ZM77 207V206H76ZM9 208H10V211H9ZM18 208H20V209H18ZM24 208H25V210L26 209H33V210H30V212L28 211V210H24ZM203 207H201V209H200V211H199V213H198V217H197V223L199 224L200 222H202V220H203V231H205V232H203V238L201 237V244L199 245V246H201V247H199L198 246V248L196 247V246H194V245H196L195 244V240L194 239H192V241L191 242H189V245H188V242H187V244H186V242L184 243V242H182V248L183 249H180V250H178V251H171V253H169V255L167 256V259H166V262H165V264H181V263H183L184 262V260H185V264H186V262H187V264H201L202 262V264H216L217 263V261H218V259L219 258H221V259H219L220 260V263H218V264H225V262H224V260H222L223 258L221 257V255L218 253V251H217V253L218 254H215L216 253V250H215V248H214V245L213 246H211V242H212V244H213V241H212V238H211V236L209 235V233L207 232V230L208 231H210L209 230V227L208 226H210V224L212 223V220H211V216L209 215V214H207L208 212H209V210H206V209H204ZM6 209V210H5ZM36 209H37V212H39V210H41L42 211V214L43 213H45L46 212V214L47 213H51V214H49V215H47V216H40V215H38V213L36 214L35 213V211H36ZM39 209V210H38ZM49 209V210H48ZM204 210V211H201V210ZM45 210V209H44ZM173 210H171L170 211V214L172 215V217L170 216V219L172 220V222L171 223H169L170 224V226H171V228L169 227V231H168V233L166 234V238L168 239V242H170L172 239L174 240V236L176 237V233L178 234V231H179V228L181 227L180 225H182L180 222H178V221H181V219H179L178 221H177V224H179L180 223V225H177L176 223L175 224H173L174 222H175V218H177V216L178 215H176V213H175V211H174V214H173ZM4 211V212H3ZM9 211V212H8ZM25 211V212H24ZM28 211V212H27ZM177 211V210H176ZM208 211V212H207ZM252 211H254L255 213L253 214V212ZM258 211V212H257ZM6 212H8L7 214H8V216H7V214H6ZM20 213L21 214V217H25V216H27V219H25L26 221L25 222H27L26 223V225H24L25 227L23 228L24 229V232L22 233H15V236H14V234L12 235L13 237L10 239L11 241V243H9V240L8 241H3V237H2V233H3V231L7 228V227H5V226H7V224H9L10 222H12L13 221V219L16 217L15 216V213H16V215H17V213ZM22 212V213H21ZM33 212H34V214H33ZM172 212V213H171ZM203 212H205V213H203ZM262 212V213H261ZM10 213H11V215H10ZM40 213V212H39ZM203 213V214H202ZM234 215V216H232V214ZM6 214V215H5ZM25 214H27V215H25ZM36 214V215H35ZM178 214V213H177ZM201 214H202V216L203 215H205V217L203 216V219H202V217H201ZM13 215V216H12ZM38 215V216H37ZM258 215H260V217L258 216ZM11 216L13 217L12 219H11V221H10V218H11ZM174 216V217H173ZM209 216H210V218H209ZM24 217L22 218V221H24ZM33 217V218H32ZM38 217V218H37ZM45 217V218H44ZM233 217V218H232ZM35 218V219H34ZM45 220H44V219ZM205 219V220H204ZM8 220L10 221V222H8ZM170 220V221H171ZM173 220H174V222H173ZM6 223H5V222ZM35 221V222H34ZM43 221V222H42ZM200 221V222H199ZM205 221V222H204ZM208 221H209V223H208ZM255 221H256V223H255ZM258 221H261V222H263V224L262 223H258ZM25 222H24V224H25ZM52 223V224H51ZM201 223V224H202ZM28 224V225H27ZM31 224V225H30ZM208 224V225H207ZM259 224V225H258ZM261 224L263 225V226H261ZM30 225V226H29ZM173 225V226H172ZM177 225V226H176ZM28 226H29V228H28ZM180 226V227H179ZM207 226V227H206ZM254 226V227H253ZM26 227H27V229H26ZM2 228V229H1ZM175 228H176V230H175ZM206 228V229H205ZM256 228H257V230H256ZM172 229V230H171ZM178 230V231H177ZM174 231V232H173ZM175 231H176V233H175ZM263 231V232H262ZM260 232V233H259ZM173 234V235H172ZM205 234V235H204ZM258 234H260V235H258ZM207 235V236H206ZM209 235V236H208ZM24 236V238L23 239H21L22 237ZM173 238H172V237ZM204 236L206 237L205 239H204ZM256 236H255V238H256ZM262 236V237H261ZM11 237V236H10ZM21 237V238H20ZM210 237V238H209ZM167 239H165V242L167 241ZM202 239H204V240H202ZM207 239V240H206ZM210 239V240H209ZM13 240V241H12ZM20 240V241H19ZM210 241V246H209V244L208 243H204V242H209ZM19 241V242H18ZM204 241V242H203ZM8 243V244H3V243ZM14 243V244H13ZM158 243H160V240L157 242V240L155 241L154 240V242H151V244H152V246H151V248H157L158 246H159V244ZM190 243H193V244H191L190 245ZM203 243V244H202ZM243 243V242H242ZM205 244H207L208 246H209V249H207V245H205ZM230 244V241H229V243H227V245H229ZM156 245H157V247H156ZM202 245H203V248H202ZM188 246H190V248L192 249V251H191V249L190 248H188ZM206 246V247H205ZM256 246H258V245H255L254 247H256ZM185 247H187V248H185ZM193 247V248H192ZM205 247V248H204ZM6 248V247H5ZM197 250H196V249ZM212 248V249H211ZM214 248V249H213ZM259 248V247H258ZM258 248L256 247V249L258 250ZM186 249V250H185ZM188 249V250H187ZM201 249V250H200ZM207 249V250H206ZM212 251H211V250ZM154 250V249H153ZM182 250H184V255H182L183 253H182ZM212 252V253H210V254H208L210 251ZM180 251V252H179ZM187 251V252H186ZM191 251V252H190ZM197 251V252H196ZM200 251V252H199ZM205 251H207V253L205 252ZM214 251H215V253H214ZM193 253L192 255L191 254H189V253ZM172 253L174 254L173 255V257H172ZM185 253H186V255L187 256H185ZM205 253V256H207V257H205L203 254ZM246 253V254H245ZM176 254V255H175ZM190 256H189V255ZM213 254V255H212ZM171 255V256H170ZM215 255V256H214ZM219 255V256H218ZM241 255H243V256H245V257H243V256H241ZM176 256H178V257H176ZM181 256V257H180ZM193 256H195V258L196 259H194V257ZM198 256V257H197ZM4 257V258H3ZM11 257V258H10ZM43 257V258H42ZM42 257H38V258H36V257H30V256H27V257H24V256H20V255H11V254H8V255H2V256H0V263L1 264H31V263H33L34 261H35V263L36 264H38V262H41V264L43 263V264H46V260L48 261V263L47 264H71L72 263V259L70 258V257H67V256H65V255H61L60 257H58L57 259H56V261L55 262H53L52 263V258H51V260H50V257H49V259H46V260H42V259H44V256H42ZM169 257V258H168ZM180 257V258H179ZM183 257V258H182ZM185 257V258H184ZM205 257V258H204ZM209 257H211L210 259H209ZM213 257V258H212ZM217 259H216V258ZM219 257V258H218ZM234 257V259L236 260H234V262H235V264H259L260 262L259 261H256L255 259H253V258H251L250 259V256H249V251H246V252H241L239 255L237 254H235V256H233ZM238 257V258H237ZM241 257H242V259L243 258H245V259H243V260H241ZM249 257V258H248ZM19 258H21V259H19ZM27 258V261L25 260ZM41 258V259H40ZM173 258H174V260L175 261H173L172 262V260H173ZM177 260H176V259ZM200 258V259H199ZM209 259V261L210 262H207L208 261V259ZM189 261H188V260ZM199 259V260H198ZM216 261H215V260ZM31 260H33V261H31ZM182 260V261H181ZM203 260V261H202ZM205 260V261H204ZM239 260V261H238ZM248 260V261H247ZM2 261V262H1ZM110 261V262H109ZM129 261H131V259L129 260ZM128 261V262H129ZM138 261H139V263H141L142 261H144V259L143 258H139V257H134V258H132V261L131 262H129V264H137L138 263ZM169 261V262H168ZM170 261H171V263H170ZM178 263H177V262ZM213 261V262H212ZM243 261V262H242ZM22 262V263H21ZM27 262V263H26ZM29 262H31V263H29ZM111 262H113V261H111L110 259H102V261H101V263H104V264H109V263H111ZM128 262H124V263H119V264H127ZM190 262V263H189ZM207 262V263H206ZM219 262V261H218ZM238 262H240V263H238ZM246 262V263H245ZM35 263H33V264H35ZM100 263V262H99ZM100 263V264H101ZM138 263V264H139ZM144 262H142L141 264H143ZM113 264V263H112ZM261 264V263H260ZM262 264H264V259L262 260Z\"/></svg>","mask_w":264,"mask_h":264}]
</instances>
